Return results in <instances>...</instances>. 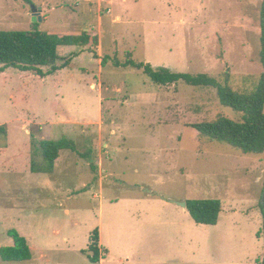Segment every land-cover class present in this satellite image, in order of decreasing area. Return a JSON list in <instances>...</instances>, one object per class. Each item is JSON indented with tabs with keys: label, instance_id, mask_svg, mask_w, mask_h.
Returning <instances> with one entry per match:
<instances>
[{
	"label": "rangeland",
	"instance_id": "1",
	"mask_svg": "<svg viewBox=\"0 0 264 264\" xmlns=\"http://www.w3.org/2000/svg\"><path fill=\"white\" fill-rule=\"evenodd\" d=\"M263 0H0V31L87 32L97 46L60 47L43 79L0 75V249L9 232L31 257L0 264H262L264 155H243L199 136L193 124L240 114L216 90L160 86L136 63L207 74L249 95L260 63ZM46 20L33 22L32 9ZM74 140L96 171L63 151L52 174L32 175L43 140ZM219 200L216 226L198 225L183 203ZM66 210H70L68 215ZM76 223V225H75ZM60 230V233H56ZM103 236L99 260L91 239ZM12 245V247H11Z\"/></svg>",
	"mask_w": 264,
	"mask_h": 264
},
{
	"label": "trees",
	"instance_id": "2",
	"mask_svg": "<svg viewBox=\"0 0 264 264\" xmlns=\"http://www.w3.org/2000/svg\"><path fill=\"white\" fill-rule=\"evenodd\" d=\"M30 3V0H23ZM30 31H0V75L8 69L29 72L43 79L68 67V62L59 65L60 47L97 46L98 39L87 32H45L38 29ZM260 63L264 69V0L260 9ZM117 68H135L142 70L151 81L160 86L174 85L180 82L192 87L213 88L218 100L224 107L240 114L239 120H231L220 116L212 123L193 124L191 128L198 131L199 136L212 142L227 144L243 155H264V74L254 92L249 95L234 91L228 83L221 84L207 74L191 75L175 73L171 69H154L149 64L136 63L128 54L126 62L116 60ZM7 128L0 126V134L7 136ZM37 150L41 163L31 161V172L52 174L60 153L68 151L86 160L96 171L93 164L92 151L81 152L79 145L72 139L63 137L59 140H43L38 143ZM264 194V189L262 196ZM263 218L264 204L260 201ZM187 212L198 225L216 226L222 212L219 200L187 201ZM264 226V225H263ZM14 241V247L1 248L0 257L4 261H26L31 257L27 241L17 232L8 233ZM98 237L91 239L90 250L95 253L94 262H98ZM264 264V260L262 262Z\"/></svg>",
	"mask_w": 264,
	"mask_h": 264
},
{
	"label": "crops",
	"instance_id": "3",
	"mask_svg": "<svg viewBox=\"0 0 264 264\" xmlns=\"http://www.w3.org/2000/svg\"><path fill=\"white\" fill-rule=\"evenodd\" d=\"M45 13H44V11H43V8H42V10H41V16H42V18L44 19V21L46 20V17H45V15H44ZM58 161V160H57ZM56 165H57V162H56ZM30 166H31V164H30ZM55 168H56V166H55ZM31 172V171H30ZM31 174L32 175H40V174H38V173H32L31 172ZM41 175H46V174H41ZM66 212H67V214L68 215H70L71 214V211L70 210H66ZM75 225H76V223H75ZM56 233H60V230H56L55 231ZM10 237V236H9ZM11 247H12V245H11ZM98 247L100 248V251L103 253V255H105V254H107V256L109 255V252L106 250V248H105V245H104V239H103V236H102V234H101V236L99 237V240H98ZM106 263V260L105 259H103V260H101L100 262H99V264H105Z\"/></svg>",
	"mask_w": 264,
	"mask_h": 264
},
{
	"label": "water",
	"instance_id": "4",
	"mask_svg": "<svg viewBox=\"0 0 264 264\" xmlns=\"http://www.w3.org/2000/svg\"><path fill=\"white\" fill-rule=\"evenodd\" d=\"M32 12H33V22L34 23L42 22V18L40 17L41 9L33 8ZM262 204H264V194L262 196ZM180 205H182V207L185 209L187 207V203H183Z\"/></svg>",
	"mask_w": 264,
	"mask_h": 264
}]
</instances>
